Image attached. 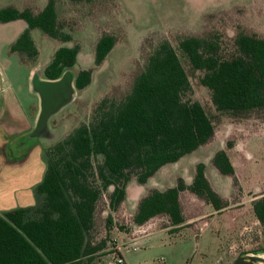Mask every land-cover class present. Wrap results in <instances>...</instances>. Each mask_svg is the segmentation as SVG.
<instances>
[{
    "label": "trees",
    "instance_id": "trees-1",
    "mask_svg": "<svg viewBox=\"0 0 264 264\" xmlns=\"http://www.w3.org/2000/svg\"><path fill=\"white\" fill-rule=\"evenodd\" d=\"M66 1L92 6L115 0ZM58 3L47 0L38 8L28 0L21 10L13 6L0 9V24L19 20L26 25L8 47V54H15L21 65L31 68L38 57L30 30L60 45L73 40L65 30L75 29L58 21ZM213 17L207 14L203 24ZM198 32L180 31L174 47L165 38L155 44L143 43L142 64L135 66L128 93L120 100L102 97L92 107L87 123L81 122L42 150L44 171L33 188L34 205L0 213V264H90L105 248V240L92 237L98 203L105 199L104 211L115 213L125 200L129 182L143 185L162 166L211 142L214 127L202 106L190 98L179 56L191 71L199 73L198 83L208 91L216 113L239 116L264 110V39L236 26L233 54L225 58L218 54L213 32ZM117 41L114 33L98 35L93 66L103 62ZM78 52L77 45L55 49L43 78L58 80L75 64ZM90 71L75 74L76 91L89 84ZM211 164L219 175L233 180L226 152L217 151ZM183 193L214 213L228 206L210 187L203 165L197 164L189 185L177 179L172 188L147 190L137 202L132 224L139 227L156 217H166L170 227L183 224ZM250 209L264 240V193L250 202ZM104 222L109 227L110 216ZM258 253L264 254V247Z\"/></svg>",
    "mask_w": 264,
    "mask_h": 264
},
{
    "label": "rangeland",
    "instance_id": "rangeland-1",
    "mask_svg": "<svg viewBox=\"0 0 264 264\" xmlns=\"http://www.w3.org/2000/svg\"><path fill=\"white\" fill-rule=\"evenodd\" d=\"M46 1L33 0V4L42 8ZM27 2L0 0V9L13 6L21 10ZM55 10L58 21L70 26L69 30L75 29L65 30L73 40L60 45L36 29L30 30L38 51L32 66L35 75L43 78L42 71L55 49L77 45V60L67 73L74 77L79 70H91L90 82L80 91L73 87L71 99L51 114L42 150L81 122L87 123L92 107L102 97L120 100L128 93L135 66L142 64L143 43L155 44L165 38L174 47L180 31L196 33L201 29L198 34L208 31L216 35L218 54L227 58L233 54L231 40L236 26L264 39V0H115L109 5L98 1L92 6L59 0ZM210 13L214 17L203 24ZM103 32L114 33L118 41L95 67L93 46ZM9 34L8 27L0 24L1 38L10 39ZM8 47H2L3 55L11 61L5 66L6 74L13 85L24 89L29 68L21 65L15 54H8ZM179 59L190 84V98L202 106L212 122L213 138L207 145L162 166L144 185L132 180L134 185L131 183L129 189L138 188L139 195L130 194L115 213L104 211L105 199L98 203L92 237L94 241L105 240V248L90 264H111L120 254L124 264H231L236 258L251 256L264 260V254L258 253L264 240L250 209V202L264 193V110L239 116L216 113L208 91L198 83L199 73L191 71L181 56ZM30 102L33 104V98ZM221 149L229 156L233 180L219 175L211 164V158ZM197 164L203 165L206 180L215 193L226 199L227 208L213 213L209 206L185 193L181 197L183 224L170 227L166 217L153 218L139 227L132 224L137 202L148 187L164 190L174 187L177 179L192 180ZM107 216L111 220L109 227L104 222ZM130 246L135 250L126 249Z\"/></svg>",
    "mask_w": 264,
    "mask_h": 264
},
{
    "label": "crops",
    "instance_id": "crops-1",
    "mask_svg": "<svg viewBox=\"0 0 264 264\" xmlns=\"http://www.w3.org/2000/svg\"><path fill=\"white\" fill-rule=\"evenodd\" d=\"M1 25L8 27L10 33V39L3 40L0 36V213H3L34 205L33 188L40 182L44 171L42 149L48 136L44 132L46 123L54 111L71 99L74 77L64 72L68 76L62 89L50 90L48 83L59 79L47 81L36 77L35 68L31 67L24 89L13 85L12 78L5 71V66L11 65V61L3 55L2 47L14 42L26 25L19 20ZM30 97L33 104H29ZM28 105L29 110H26ZM190 182L185 180L184 183L189 185ZM131 183L134 185V182H129L126 186L124 202L130 194L139 195L138 188L129 189ZM150 189L155 187L150 186L146 191Z\"/></svg>",
    "mask_w": 264,
    "mask_h": 264
},
{
    "label": "water",
    "instance_id": "water-1",
    "mask_svg": "<svg viewBox=\"0 0 264 264\" xmlns=\"http://www.w3.org/2000/svg\"><path fill=\"white\" fill-rule=\"evenodd\" d=\"M67 74H62V76L59 78V80L57 82H53V83H48V88L50 90H56L58 89H62L65 80L67 79ZM255 261H260V262H264L263 259L258 258L256 256H251L248 257L247 259H243V258H236L231 264H255Z\"/></svg>",
    "mask_w": 264,
    "mask_h": 264
},
{
    "label": "built area",
    "instance_id": "built-area-1",
    "mask_svg": "<svg viewBox=\"0 0 264 264\" xmlns=\"http://www.w3.org/2000/svg\"><path fill=\"white\" fill-rule=\"evenodd\" d=\"M129 248H132L131 250L134 251L135 250V246H130V247H127L126 249L128 250ZM111 264H124V260L123 258L121 257V254L120 255H116Z\"/></svg>",
    "mask_w": 264,
    "mask_h": 264
}]
</instances>
